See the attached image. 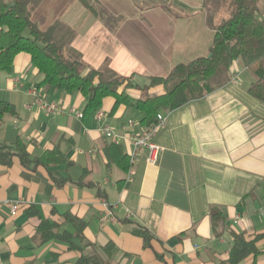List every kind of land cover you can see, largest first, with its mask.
I'll return each mask as SVG.
<instances>
[{
    "label": "crops",
    "instance_id": "obj_1",
    "mask_svg": "<svg viewBox=\"0 0 264 264\" xmlns=\"http://www.w3.org/2000/svg\"><path fill=\"white\" fill-rule=\"evenodd\" d=\"M46 1L33 13L37 20L48 15ZM93 1L124 18L116 32L80 0H57L53 21L61 19L75 30L71 48L88 65L86 74L108 66L145 86L150 77H165L173 66L209 54L214 32L207 26L203 0ZM259 12L264 20V2ZM236 73L239 83L229 82L176 110L160 111L165 117L156 137L164 149L160 160L148 165L146 151L141 152L131 168L133 179L126 182L127 173L113 160L111 146L129 156L128 135L142 128L137 122L123 129L131 112L113 110L114 100L108 98L100 109L107 117L98 122L99 110L86 113L90 98L81 93L49 97L65 113L38 110L28 89L38 87L43 76L30 56L19 55L14 73L0 77V98L16 109L15 115L0 118V146L15 154L10 165L0 162V264H76L80 251L61 240L42 243L38 230L44 220L59 225L61 233H73L67 215L86 222V242L114 244L113 264H225L234 234L249 241L264 235V104L250 97L255 78L241 60L231 67V74ZM152 92L160 95L164 89ZM130 95L139 98L141 93ZM105 125L115 128L119 143L105 136ZM18 142L29 154V168L17 155ZM56 147L71 165L35 166L36 158ZM14 202L20 203L15 216L9 208ZM213 208L225 222L217 232ZM142 228L153 236L151 247H145ZM257 248L264 253V237ZM254 262L264 264V254L241 264Z\"/></svg>",
    "mask_w": 264,
    "mask_h": 264
},
{
    "label": "trees",
    "instance_id": "obj_2",
    "mask_svg": "<svg viewBox=\"0 0 264 264\" xmlns=\"http://www.w3.org/2000/svg\"><path fill=\"white\" fill-rule=\"evenodd\" d=\"M42 1L0 0V73L13 74L16 58L21 54L30 56L37 73L43 76L38 88L48 98L59 93H81L85 99L90 98L86 113L100 110L105 100L112 98L113 110L125 107L131 112L132 120L148 128L157 122L160 111L176 110L228 84L233 63L241 60L255 78L248 90L250 97L264 104V20L259 12L264 0H203L207 26L214 32L209 54L173 66L165 77H150L145 86L134 83L133 77L119 75L108 66L86 74L88 65L71 48L76 37L75 30L61 19L44 30L38 21L33 20V13ZM80 1L102 20L109 31L114 33L120 28L124 20L122 16L114 15L93 0ZM165 9L171 13V8ZM158 87L164 89L163 94L152 92ZM130 91H139L141 95L134 98ZM6 114L15 115L16 109L12 103L0 98V118ZM17 145L21 164L29 168V154L19 142ZM111 147L113 160L128 174L131 170L129 156L124 155L117 145ZM14 157L11 147L0 146V162L10 165ZM34 163L43 167L71 165L59 147L36 158ZM65 218L75 231L61 233L59 225L43 220L38 228L42 243L52 239L68 243L70 249L81 252L76 264H113L114 244L97 247L86 242V222L73 215ZM211 220L216 232L225 225L222 214L215 208L211 210ZM142 232L145 247H151L153 236L146 228H142ZM263 237L261 235L249 241L244 234H234L233 246L225 264H241L264 254L257 248V241ZM88 248L92 252H88Z\"/></svg>",
    "mask_w": 264,
    "mask_h": 264
},
{
    "label": "built area",
    "instance_id": "obj_3",
    "mask_svg": "<svg viewBox=\"0 0 264 264\" xmlns=\"http://www.w3.org/2000/svg\"><path fill=\"white\" fill-rule=\"evenodd\" d=\"M240 75L238 73L231 74L230 82L239 83ZM29 95L32 97V105L35 106L38 110L45 112L46 114L53 115L57 113H65L67 109L58 102L51 100L48 98L46 93L39 89L38 87H30L28 89ZM73 112V110H72ZM79 119L84 117L82 112L77 113ZM107 117L106 113L102 110H99L96 113V119L98 122H102ZM137 124L134 120L130 119L123 129L128 127H134ZM165 125V117L159 113L157 115V122L151 125L148 128L142 127L139 131L134 133H129V139L131 141L132 149L129 152V161L131 168L137 164L141 152L146 151L145 161L148 165H156L158 164L161 154L164 149L156 142L157 134L160 128ZM103 132L105 136L109 139H112L115 143H119V136L116 133L115 128L110 125H105L103 127ZM133 179L132 169L128 172L126 180L127 182H131ZM10 212L13 216L17 215L20 209V203L14 202L9 204Z\"/></svg>",
    "mask_w": 264,
    "mask_h": 264
},
{
    "label": "rangeland",
    "instance_id": "obj_4",
    "mask_svg": "<svg viewBox=\"0 0 264 264\" xmlns=\"http://www.w3.org/2000/svg\"><path fill=\"white\" fill-rule=\"evenodd\" d=\"M45 10L48 12V15L46 16V18L43 20H37V18L35 17V15H33V19H36V21H38L40 27L44 30L46 29L50 24L53 23V21L56 19V15H57V7L60 6L58 5L57 0H47L44 5ZM40 10V9H39ZM175 11H177V8H174ZM38 10L35 12L36 14H38ZM0 77L2 76H7V74L4 73H0Z\"/></svg>",
    "mask_w": 264,
    "mask_h": 264
}]
</instances>
